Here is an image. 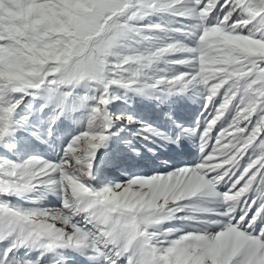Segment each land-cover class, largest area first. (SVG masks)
<instances>
[{
    "label": "snow or ice",
    "instance_id": "6c2138e0",
    "mask_svg": "<svg viewBox=\"0 0 264 264\" xmlns=\"http://www.w3.org/2000/svg\"><path fill=\"white\" fill-rule=\"evenodd\" d=\"M0 264H264V0H0Z\"/></svg>",
    "mask_w": 264,
    "mask_h": 264
},
{
    "label": "rangeland",
    "instance_id": "374dc122",
    "mask_svg": "<svg viewBox=\"0 0 264 264\" xmlns=\"http://www.w3.org/2000/svg\"><path fill=\"white\" fill-rule=\"evenodd\" d=\"M196 114L197 115L199 114V105L193 104V105H189V106L186 107L185 112H184V115L186 116V118L191 120L192 118L195 117ZM189 116H191V118ZM180 159H181V157H180ZM124 175H125V173H123L119 169H115L111 173V176L116 177V178H120V177H122ZM169 226H173V225H169Z\"/></svg>",
    "mask_w": 264,
    "mask_h": 264
},
{
    "label": "bare ground",
    "instance_id": "6f19581e",
    "mask_svg": "<svg viewBox=\"0 0 264 264\" xmlns=\"http://www.w3.org/2000/svg\"><path fill=\"white\" fill-rule=\"evenodd\" d=\"M182 158H183V160H187V161H192V159H193L191 154H187L186 156H183Z\"/></svg>",
    "mask_w": 264,
    "mask_h": 264
}]
</instances>
